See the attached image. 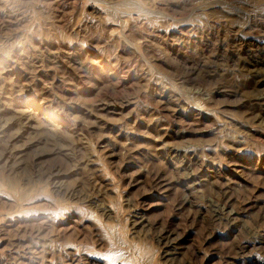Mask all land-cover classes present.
Returning <instances> with one entry per match:
<instances>
[{
  "label": "rangeland",
  "instance_id": "374dc122",
  "mask_svg": "<svg viewBox=\"0 0 264 264\" xmlns=\"http://www.w3.org/2000/svg\"><path fill=\"white\" fill-rule=\"evenodd\" d=\"M263 60L264 0H0V264H264Z\"/></svg>",
  "mask_w": 264,
  "mask_h": 264
},
{
  "label": "bare ground",
  "instance_id": "6f19581e",
  "mask_svg": "<svg viewBox=\"0 0 264 264\" xmlns=\"http://www.w3.org/2000/svg\"><path fill=\"white\" fill-rule=\"evenodd\" d=\"M216 5V4H215ZM2 12V11H1ZM4 14V13H3ZM17 14V13H16ZM226 16V15H225ZM250 17V16H249ZM5 18V17H4ZM249 19V18H248ZM247 19V21H249ZM251 19H252V17H251ZM258 21V20H257ZM262 23V22H261ZM223 24V23H222ZM221 24V25H222ZM213 25V24H212ZM224 25V24H223ZM244 27H246V26H244ZM186 28V27H185ZM196 28V27H195ZM230 28V27H229ZM197 29V28H196ZM231 29H233V28H230L229 30H231ZM179 30H181V29H179ZM192 30H193V28H192ZM210 30V29H209ZM228 30V29H227ZM228 30V31H229ZM243 30H245V29H243ZM185 31V30H184ZM233 31V30H232ZM231 31V32H232ZM240 31V30H239ZM242 31V30H241ZM189 32H191V31H189ZM234 32H236V31H234ZM185 33V32H184ZM203 33V32H202ZM211 33H212V31H211ZM237 33V32H236ZM241 33V32H240ZM207 34V33H206ZM205 35V34H204ZM244 35H246V34H244ZM176 36V35H175ZM233 36V35H232ZM203 37V36H202ZM209 37V36H208ZM213 38V37H212ZM206 39V38H205ZM215 39V38H214ZM227 39V38H226ZM230 39V38H229ZM177 40V39H176ZM188 40H189V38H188ZM193 40V39H192ZM198 40V39H197ZM233 40H235V39H233ZM232 40V41H233ZM178 41V40H177ZM184 41V40H183ZM187 41V40H186ZM186 41H184V42H186ZM222 41V40H221ZM236 41V40H235ZM234 41V42H235ZM242 41V40H241ZM199 42V41H198ZM180 43H182V42H180ZM186 43H188V42H186ZM241 43V42H240ZM244 43H246V42H244ZM247 43H248V41H247ZM254 43V42H253ZM202 44V43H201ZM208 44V43H207ZM219 44V43H218ZM231 44V43H230ZM238 44V43H237ZM236 44V45H237ZM185 45V44H184ZM209 45V44H208ZM232 45V44H231ZM251 45V44H250ZM258 45V44H257ZM188 46V45H187ZM195 46V45H194ZM202 46V45H201ZM205 46H207V45H205ZM222 46V45H221ZM225 46V45H224ZM234 46V45H233ZM255 46V45H254ZM196 47V46H195ZM199 47V46H198ZM230 47H232V46H230ZM252 47V46H251ZM205 48V47H204ZM215 48V47H214ZM238 48V47H237ZM27 49V48H26ZM184 49V48H183ZM194 49V48H193ZM200 49V48H199ZM208 49V48H207ZM206 49V50H207ZM233 49V48H232ZM245 49V48H244ZM248 49H250V48H248ZM247 49V50H248ZM255 49V48H254ZM262 49V48H261ZM204 50V49H203ZM246 50V49H245ZM263 50V49H262ZM192 51H194V50H192ZM200 51V50H199ZM222 51V50H221ZM35 52V51H34ZM247 52V51H246ZM23 53V52H22ZM183 53H186V52H183ZM194 53V52H193ZM213 53V52H212ZM223 53V52H222ZM257 53V52H256ZM70 54H71V52H70ZM194 54H196V53H194ZM200 54V53H199ZM209 54H210V52H209ZM254 54V53H253ZM29 55V54H28ZM73 55V54H72ZM71 55V56H72ZM185 55V54H184ZM188 55V54H187ZM191 55V54H190ZM202 55V54H201ZM205 55V54H204ZM217 55H219V54H217ZM222 55H224V53L222 54ZM238 55V54H237ZM246 55V54H245ZM251 55V54H250ZM256 55H258V54H256ZM186 56V55H185ZM203 56V55H202ZM221 56V55H220ZM247 56V55H246ZM38 57H39V55H38ZM208 57H210L209 55H208ZM248 57V56H247ZM254 57V56H253ZM28 58V57H27ZM41 58V57H40ZM40 58H39V60H40ZM52 58V57H51ZM72 58H74V57H72ZM215 58V57H214ZM218 58V57H217ZM222 58V57H221ZM244 58H245V56H244ZM249 58V57H248ZM258 58V57H257ZM262 58H263V56H262ZM29 59V58H28ZM43 59V58H42ZM41 59V60H42ZM70 59V58H69ZM192 59V58H191ZM226 59V58H225ZM259 59V58H258ZM7 60V59H6ZM30 60V59H29ZM78 60V59H77ZM198 60V59H197ZM196 60V61H197ZM202 60V59H201ZM212 60V59H211ZM215 60V59H214ZM220 60V59H219ZM223 60H224V58H223ZM259 60H261V59H259ZM5 61V60H4ZM52 61V60H51ZM73 61V60H72ZM190 61V60H189ZM193 61H194V59H193ZM256 61V60H255ZM264 61V60H263ZM262 61V62H263ZM6 62V61H5ZM24 62V61H23ZM53 62V61H52ZM59 62V61H58ZM212 62V61H211ZM220 62V61H219ZM251 62V61H250ZM259 62V61H258ZM10 63V62H9ZM45 63V62H44ZM194 63V62H193ZM200 63V62H199ZM243 63V62H242ZM253 63H255V62H253ZM264 63V62H263ZM2 64V63H1ZM29 64V63H28ZM31 64V63H30ZM38 64V63H37ZM54 64V63H53ZM218 64V63H217ZM238 64H240V63H238ZM244 64V63H243ZM242 64V66H244V67H246L245 65H243ZM257 64V63H256ZM261 64V63H260ZM44 65V64H43ZM79 65V64H78ZM3 66V65H2ZM193 66V65H192ZM205 66V65H204ZM257 66V65H256ZM261 66V65H260ZM4 67V66H3ZM10 67V66H9ZM8 67V68H9ZM39 67V66H38ZM82 67V66H81ZM197 67V66H196ZM217 67H218V65H217ZM216 67V68H217ZM241 67V66H240ZM5 68V67H4ZM11 68V67H10ZM211 68V67H210ZM258 68V70H259V67H257ZM29 69V68H28ZM215 69V68H214ZM6 70V69H5ZM210 70V69H209ZM243 72V71H242ZM255 72V71H254ZM244 74H246V72L244 73ZM43 76V75H42ZM41 76V77H42ZM257 76V75H256ZM258 77V76H257ZM257 79H259V77L257 78ZM36 80V79H35ZM256 80V79H255ZM36 82V81H35ZM248 82V81H247ZM239 83V82H238ZM242 83H243V81H242ZM255 83V82H254ZM253 83V84H254ZM244 84H246V83H244ZM252 84V83H251ZM242 86V85H241ZM252 86V85H251ZM33 87V86H32ZM241 88H243V87H241ZM247 88V87H246ZM8 89V88H7ZM6 89V90H7ZM245 89V88H244ZM5 90V89H4ZM4 92H2V94H3ZM163 94V93H162ZM259 97V96H258ZM164 100V99H163ZM252 100V99H251ZM259 101V100H258ZM53 106V105H52ZM51 106V107H52ZM255 106V105H254ZM257 106V105H256ZM1 107V106H0ZM46 107V106H45ZM95 108V107H94ZM257 108V107H256ZM98 109V108H97ZM0 111H1V109H0ZM258 111V110H257ZM257 113V112H256ZM1 113H0V141H2L1 143H0V147H1V151H0V158H3V157H6L7 156V158H14V159H17V158H20L22 155H23V149H20V148H18L17 147V144H16V136L15 137H12V138H4L3 137V134L5 133V131H6V129H5V125L4 124H1ZM23 117H25V116H23ZM22 117V118H23ZM21 118V119H22ZM20 119V118H19ZM24 119H26V118H24ZM77 124V123H76ZM23 125H25V124H23ZM163 125V124H162ZM27 126V125H26ZM160 126V125H159ZM32 127V126H31ZM161 132V131H160ZM162 132H163V130H162ZM58 139V138H57ZM59 141V140H58ZM70 144V143H69ZM62 145V144H61ZM78 146V145H77ZM79 147H80V145H79ZM159 148V147H158ZM56 149V148H55ZM70 149V148H69ZM53 151V150H52ZM89 155V154H88ZM92 156V155H91ZM229 156V155H228ZM227 157V156H226ZM231 158H232V156H231ZM190 159V158H189ZM85 160V159H84ZM34 161V160H33ZM230 161V160H229ZM190 162V161H189ZM84 163H85V161H84ZM80 166V165H79ZM59 171V170H58ZM29 172V171H28ZM50 174H52V172H44V174L43 175H50ZM163 174V173H162ZM40 175V174H39ZM43 175H41V177L43 176ZM34 177V176H33ZM36 178V177H35ZM98 180V179H97ZM100 182V181H99ZM163 182V181H162ZM167 184V183H166ZM226 188V187H225ZM222 190H223V188H222ZM98 192V191H97ZM74 193V192H73ZM101 194V193H100ZM73 195V194H72ZM83 195V194H82ZM185 196V195H184ZM90 197V196H89ZM91 201H92V199H91ZM213 207V206H212ZM220 210V209H219ZM217 214V213H216ZM216 216H218V215H216ZM217 220V219H216ZM261 237V236H260ZM254 238V237H253ZM261 239V238H260ZM264 240V239H263ZM261 241V240H260ZM257 242V241H256ZM260 243V242H259ZM71 260V259H70ZM263 260V259H262Z\"/></svg>",
  "mask_w": 264,
  "mask_h": 264
}]
</instances>
